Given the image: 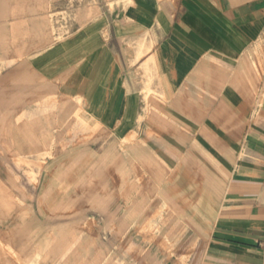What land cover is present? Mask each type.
<instances>
[{"label": "crops", "instance_id": "1", "mask_svg": "<svg viewBox=\"0 0 264 264\" xmlns=\"http://www.w3.org/2000/svg\"><path fill=\"white\" fill-rule=\"evenodd\" d=\"M58 34L29 70L59 119L101 136L58 155L46 203L98 163L145 153L190 224L166 264H264V0H130ZM134 136L145 146L125 149ZM127 235L133 264L157 262L158 238Z\"/></svg>", "mask_w": 264, "mask_h": 264}, {"label": "rangeland", "instance_id": "2", "mask_svg": "<svg viewBox=\"0 0 264 264\" xmlns=\"http://www.w3.org/2000/svg\"><path fill=\"white\" fill-rule=\"evenodd\" d=\"M58 1L0 0V264H133L137 245L127 234L138 228L158 238L155 264H166L190 224L185 205L159 181L162 166L147 154L134 160L125 150L119 165L116 158L98 163L76 179L67 200L46 203L42 177L58 169V155L101 135L85 133L82 118L56 116L58 103L38 91L29 62L60 37V24H81L130 2L64 0L58 13ZM134 137L121 145L145 146ZM59 168L64 174L69 166Z\"/></svg>", "mask_w": 264, "mask_h": 264}]
</instances>
